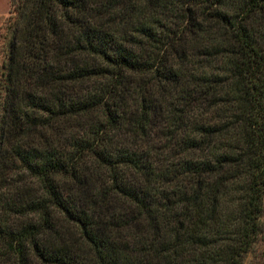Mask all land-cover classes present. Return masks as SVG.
I'll return each instance as SVG.
<instances>
[{
	"label": "trees",
	"instance_id": "16d2710c",
	"mask_svg": "<svg viewBox=\"0 0 264 264\" xmlns=\"http://www.w3.org/2000/svg\"><path fill=\"white\" fill-rule=\"evenodd\" d=\"M0 264H246L264 234V0H11Z\"/></svg>",
	"mask_w": 264,
	"mask_h": 264
},
{
	"label": "rangeland",
	"instance_id": "374dc122",
	"mask_svg": "<svg viewBox=\"0 0 264 264\" xmlns=\"http://www.w3.org/2000/svg\"><path fill=\"white\" fill-rule=\"evenodd\" d=\"M13 6L11 0H0V69L7 52L8 20ZM264 224V217H263ZM246 264H264V234L254 250L247 256Z\"/></svg>",
	"mask_w": 264,
	"mask_h": 264
}]
</instances>
